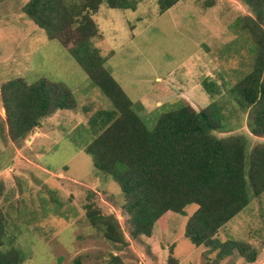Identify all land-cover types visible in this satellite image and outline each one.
Segmentation results:
<instances>
[{
  "label": "rangeland",
  "instance_id": "rangeland-1",
  "mask_svg": "<svg viewBox=\"0 0 264 264\" xmlns=\"http://www.w3.org/2000/svg\"><path fill=\"white\" fill-rule=\"evenodd\" d=\"M26 2L0 0V86L16 78L60 84L71 93L75 109L55 112L25 139L12 142L0 97L3 247L19 250L21 264H105L112 255L124 264H264V192L215 236L220 243L249 246L256 252L252 263L237 250L219 257L184 237L195 205L187 206L185 215H164L150 237L129 238L118 184L96 171L83 151L103 126L92 119L112 104L61 44L21 12ZM233 14L223 5L212 8L210 0H180L164 13L156 0H138L135 10L102 3L92 16L100 38L88 45L149 130L162 112L183 103L196 110L215 104L210 112L222 133L213 134L247 136L251 148L264 140L249 134L253 107L238 108L232 88L252 71L256 49L248 33L238 32L240 23L227 20ZM31 29L36 30L28 36ZM204 80L218 85V94L207 93ZM87 207L116 218L128 245L106 241L87 220Z\"/></svg>",
  "mask_w": 264,
  "mask_h": 264
},
{
  "label": "trees",
  "instance_id": "trees-1",
  "mask_svg": "<svg viewBox=\"0 0 264 264\" xmlns=\"http://www.w3.org/2000/svg\"><path fill=\"white\" fill-rule=\"evenodd\" d=\"M164 13L180 0H156ZM255 19L244 17L255 46L250 73L232 88L238 108L247 112L251 136L264 140V0H239ZM105 3L110 9L135 10L138 0H28L21 12L42 29L48 39L57 40L82 68L88 79L111 102L112 109L98 112L94 119L103 126L83 151L96 171L110 175L123 195L122 212L130 239L150 237L155 223L167 213L185 215V208H197L188 217L184 237L196 247L228 256L237 250L250 263L256 252L235 242H218V231L264 192V143L249 148L244 135L217 137L220 126L211 107L196 110L188 103L162 112L149 130L117 82L104 67L96 49L89 47L100 34L92 16ZM243 22V21H241ZM204 90L218 94V85L204 80ZM8 135L12 142L25 139L41 120L57 111L75 109L71 93L62 85L39 80L27 84L16 78L0 86ZM249 135V136H250ZM87 220L103 238L126 247L119 222L112 215H100L87 207ZM4 221L0 218V264H21L14 247H3ZM105 264H124L112 255Z\"/></svg>",
  "mask_w": 264,
  "mask_h": 264
},
{
  "label": "crops",
  "instance_id": "crops-1",
  "mask_svg": "<svg viewBox=\"0 0 264 264\" xmlns=\"http://www.w3.org/2000/svg\"><path fill=\"white\" fill-rule=\"evenodd\" d=\"M210 1L212 2V8L216 7L217 10H218V6H222L223 5V6H226V9L228 8V10L233 11L234 12V14H233L234 17H232L231 19H227V20L230 21L231 23H234V24L239 22L240 23L239 28H242V30L238 31V32H240V33L243 32L245 34H247V33L249 34V29L242 27V25L244 23V17L249 16V17H251L253 19H255V18L252 15V13L248 10V8L242 2H240L239 0H210ZM27 2H28V0H27ZM232 3L236 5L235 9H234V7H233L234 5ZM241 21H243V22H241ZM263 21H264V18H263ZM35 30L36 29H31L30 31L28 30V36H30V34H31L30 32L31 31H35Z\"/></svg>",
  "mask_w": 264,
  "mask_h": 264
}]
</instances>
